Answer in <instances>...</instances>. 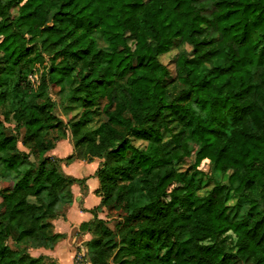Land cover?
<instances>
[{
    "label": "trees",
    "instance_id": "obj_1",
    "mask_svg": "<svg viewBox=\"0 0 264 264\" xmlns=\"http://www.w3.org/2000/svg\"><path fill=\"white\" fill-rule=\"evenodd\" d=\"M173 47L191 51L171 79L160 57ZM37 70L40 92L70 84L77 121L36 95ZM2 108L28 152L0 120L16 180L0 190V264H55L29 250L54 248L52 221L86 181L60 163L95 159V211L120 221L83 226L92 264H264V0H0ZM69 135L73 154L48 156ZM246 206L258 211L230 219Z\"/></svg>",
    "mask_w": 264,
    "mask_h": 264
},
{
    "label": "crops",
    "instance_id": "obj_2",
    "mask_svg": "<svg viewBox=\"0 0 264 264\" xmlns=\"http://www.w3.org/2000/svg\"><path fill=\"white\" fill-rule=\"evenodd\" d=\"M59 143L57 148L50 152L48 156L59 160H65L72 155L73 148L69 142ZM61 150L64 155H56ZM100 162L93 161L87 163L74 160L71 163L61 162L60 166L63 173L71 178L86 180L82 186L74 185L72 187L73 203L71 206L60 207L58 216L52 221L53 233L58 235V239L53 249H31L29 253L33 257H46L53 260L56 264H74L76 253L94 238V235L83 226L94 222L97 219H104L103 213H97L95 210L101 204V197L97 194L99 189V180L95 173L99 168ZM62 212V213H59Z\"/></svg>",
    "mask_w": 264,
    "mask_h": 264
},
{
    "label": "rangeland",
    "instance_id": "obj_3",
    "mask_svg": "<svg viewBox=\"0 0 264 264\" xmlns=\"http://www.w3.org/2000/svg\"><path fill=\"white\" fill-rule=\"evenodd\" d=\"M15 13V12H14ZM184 51H191V48L186 47L183 49H177L176 47H173L171 52L163 55L160 57V62L166 66L168 69L171 79H174L176 74H175V59L178 56L179 53L184 52ZM46 55V58H48V55ZM216 65L222 66L223 62L221 60L216 61ZM49 66V63H48ZM42 72L44 70H37L35 72H32L30 74V80L31 82L35 85V90H36V95H39L43 100H50L54 103L55 109V115L63 120L65 123H68L69 121H77L80 116L82 109L80 107V104L77 102H74L71 98L70 95V84L65 83L64 89H61L60 87H53V86H47L45 90L42 92L39 91V85H40V79L39 77L41 76ZM166 82H170V80H167ZM10 108V104H9ZM7 108H2L0 109V114L4 113ZM0 120L5 123L6 131L8 135L16 136L19 140L18 143V148L20 151L27 153L28 151L21 145L23 136H24V131H18L15 128L14 124H10L4 121V117L0 116ZM106 121V118L104 116L98 117H92V122L90 124V128L92 130H95L99 127V125L103 122ZM129 140L131 144L139 149H146L147 148V142L137 139L136 137L130 136ZM66 143L69 142V145L72 146L73 151H74V142L71 140V136L64 140L61 141L60 143ZM58 146V145H57ZM59 155L60 157L63 156L65 153L62 152L61 150L57 151L56 155ZM71 153L64 155V156H69ZM73 154V153H72ZM33 162V159H31ZM95 161H99L98 159H95ZM194 163V158L186 159L183 160L178 166L177 169L179 172H184L188 168L192 166ZM23 168H26L23 167ZM206 172L208 173L209 176L213 175V170L212 168H207ZM16 183V180L14 179V173H10L6 171L3 167H0V190H3L8 187H13V185ZM1 201V197H0ZM63 205V204H62ZM258 211L257 208H250L248 206L242 208V209H236L232 210L229 212V217L232 221L236 220H241V219H249L252 214H255ZM105 221L108 223V227L111 228L113 231L116 229V224L120 221L118 218H111L106 215H103ZM16 237V233L12 231V238L8 241L7 245L9 248L14 249V238ZM79 253L83 254V256H78ZM80 257V259L78 258ZM49 261H46V264H49ZM55 263V262H54ZM56 264V263H55ZM74 264H92L91 259L89 257V254L87 255V249L86 247L82 248L78 253H76Z\"/></svg>",
    "mask_w": 264,
    "mask_h": 264
},
{
    "label": "built area",
    "instance_id": "obj_4",
    "mask_svg": "<svg viewBox=\"0 0 264 264\" xmlns=\"http://www.w3.org/2000/svg\"><path fill=\"white\" fill-rule=\"evenodd\" d=\"M78 256H83V254H81V253H79V255ZM79 259H80V257H78Z\"/></svg>",
    "mask_w": 264,
    "mask_h": 264
}]
</instances>
